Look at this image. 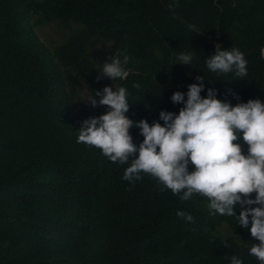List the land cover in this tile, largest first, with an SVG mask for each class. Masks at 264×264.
<instances>
[{
	"label": "trees",
	"instance_id": "trees-1",
	"mask_svg": "<svg viewBox=\"0 0 264 264\" xmlns=\"http://www.w3.org/2000/svg\"><path fill=\"white\" fill-rule=\"evenodd\" d=\"M53 21L77 28L48 47L34 28ZM100 40L112 42L109 58L130 57L125 79L97 78L87 50ZM205 44L238 48L247 76L210 72ZM190 48L192 64H178ZM198 75L232 105L264 101V0H0V264H229L233 254L260 264L248 228L211 215L206 197L184 200L146 173L126 181L131 158L112 162L77 142L82 121L105 113L82 101L80 85L90 95L125 87L129 118L151 125L162 110L178 113L171 95Z\"/></svg>",
	"mask_w": 264,
	"mask_h": 264
},
{
	"label": "clouds",
	"instance_id": "clouds-1",
	"mask_svg": "<svg viewBox=\"0 0 264 264\" xmlns=\"http://www.w3.org/2000/svg\"><path fill=\"white\" fill-rule=\"evenodd\" d=\"M187 27L200 33L195 24ZM194 53L191 48L180 52L177 63L191 65ZM129 59L127 54L112 56L99 64L97 78L107 77L111 82L125 79ZM204 62L217 76L234 74L239 80L247 76V60L238 48L222 50L217 44ZM196 80L198 83L188 85L186 92L171 95L173 104H183L178 113L162 110L151 125L144 119L129 118L131 104L125 87L114 89L111 84L93 90L84 102L93 108L104 106L106 111L82 121L77 142L99 149L112 162L125 164L131 158L122 177L126 181H138L146 173L173 194L182 193L184 200L194 194L206 197L211 215L235 217L239 227L248 228L259 243H245L247 253L264 264V101L249 99L232 105L218 99L215 88L205 90L202 76H196ZM133 127L143 137L138 145L130 135ZM240 141L247 145L246 153ZM189 165L193 166L191 171ZM252 193L254 198H250ZM177 215L189 222L194 220L183 211ZM229 264H243V260L233 254Z\"/></svg>",
	"mask_w": 264,
	"mask_h": 264
},
{
	"label": "rangeland",
	"instance_id": "rangeland-1",
	"mask_svg": "<svg viewBox=\"0 0 264 264\" xmlns=\"http://www.w3.org/2000/svg\"><path fill=\"white\" fill-rule=\"evenodd\" d=\"M76 28L77 27L75 24L70 25L68 28L57 21H53L36 26L34 28V31L38 40L42 44L48 47H55L63 43L69 37L71 30L76 31ZM111 47H112V42L109 40H100L88 47L87 50L88 59L95 68L100 69L99 64L108 62L109 52ZM78 94L83 102L90 95L86 87L83 85L79 86ZM97 107L103 110L104 112L106 111V107L104 106H97ZM218 233L221 234L222 236H227L229 234L227 230L223 227H221L218 230Z\"/></svg>",
	"mask_w": 264,
	"mask_h": 264
},
{
	"label": "water",
	"instance_id": "water-1",
	"mask_svg": "<svg viewBox=\"0 0 264 264\" xmlns=\"http://www.w3.org/2000/svg\"><path fill=\"white\" fill-rule=\"evenodd\" d=\"M204 50L206 53H208L209 51H214L215 50V46L214 45H210V44H205L204 45Z\"/></svg>",
	"mask_w": 264,
	"mask_h": 264
}]
</instances>
